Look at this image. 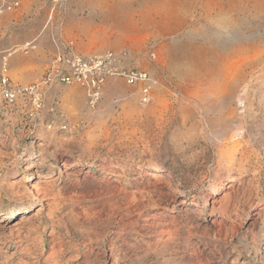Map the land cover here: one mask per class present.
Masks as SVG:
<instances>
[{
  "label": "rangeland",
  "instance_id": "obj_1",
  "mask_svg": "<svg viewBox=\"0 0 264 264\" xmlns=\"http://www.w3.org/2000/svg\"><path fill=\"white\" fill-rule=\"evenodd\" d=\"M14 2L0 14V264H264L260 0H0V10ZM53 37L148 72L150 102L142 84L109 78L94 108L76 84L45 87L40 107L28 94L6 104L3 75L40 83ZM210 87L226 92L219 107L198 97Z\"/></svg>",
  "mask_w": 264,
  "mask_h": 264
},
{
  "label": "built area",
  "instance_id": "obj_2",
  "mask_svg": "<svg viewBox=\"0 0 264 264\" xmlns=\"http://www.w3.org/2000/svg\"><path fill=\"white\" fill-rule=\"evenodd\" d=\"M18 6L17 2L0 10L11 11ZM56 46V57L50 64L42 81L25 88H16L8 82L6 74L2 77V94L8 105H12L20 95H30L37 107L42 104V91L54 85H80L86 90L87 102L94 108L100 101L103 86L109 78H119L128 85L142 84L141 100L147 103L152 91V78L146 71L121 66V58L114 52L100 55L84 56L75 48L73 42L62 44L53 37ZM5 70V69H4ZM6 70L4 71V73Z\"/></svg>",
  "mask_w": 264,
  "mask_h": 264
},
{
  "label": "bare ground",
  "instance_id": "obj_3",
  "mask_svg": "<svg viewBox=\"0 0 264 264\" xmlns=\"http://www.w3.org/2000/svg\"><path fill=\"white\" fill-rule=\"evenodd\" d=\"M258 9H264V0H260V2H259V8ZM246 50V49H245ZM238 51H235L234 53H237ZM243 53H241L240 54V56L242 55ZM242 62H243V60H241V61H238L237 63H234V65L232 66V68H231V71H230V73L229 72H227V73H229L228 75L226 74V80L227 81H230V79H231V77H233V75H234V72L239 68V66L242 64ZM229 69V68H228ZM221 76H222V74H221ZM225 81V80H224ZM226 81V82H227ZM256 81H258L257 83H260V84H264V72H262L259 76H257V78H256ZM203 82V81H202ZM231 82V81H230ZM193 83H195V82H193ZM200 84H201V82H200ZM220 87V86H219ZM199 88V87H198ZM221 89V88H220ZM218 90H215V88H213V87H210V88H206L205 90H199L198 91V97L199 98H201V99H208V100H210V102H211V107L212 108H216V107H219V105L226 99V92H224V91H220V92H217ZM189 92H191V91H189ZM195 92H196V90H195ZM244 92V94H245V92H246V89L243 91ZM190 94V93H189ZM191 95H193V94H191ZM194 95H196V94H194ZM190 96V95H189ZM246 97V96H245ZM243 99H244V97H243V95H238V96H236L235 98H234V100L236 101V105H238V104H244L243 103ZM245 100V99H244ZM150 102V98H149V101L147 102V103H143V104H148ZM207 102V101H206ZM250 102V101H249ZM252 103V102H251ZM208 104V103H207ZM257 104H259V105H262V106H264V95L263 96H261L259 99H258V102H257ZM202 105H206L205 103L203 104L202 103ZM208 107V106H207ZM229 108V107H228ZM224 111V110H223ZM226 112V111H225ZM219 117V116H218ZM183 118V117H182ZM220 121L222 122V120L220 119ZM228 121V120H227ZM184 122H185V120H184ZM228 125V124H227ZM218 127V126H217ZM243 130V129H242ZM226 132V131H225ZM222 134V133H221ZM244 135V134H243ZM234 137V136H233ZM226 138V137H225ZM223 139V138H222ZM239 139V138H238ZM224 141V140H223ZM231 142V141H230ZM233 143V142H232ZM237 143V142H236ZM234 144V143H233ZM227 145V144H226ZM225 145V146H226ZM223 146V145H222ZM236 146H237V144H236ZM236 148V147H235ZM224 149H226V148H224ZM238 150V149H237ZM237 152V151H236ZM235 153V152H234ZM228 154H229V152H228ZM236 154V153H235ZM241 155V154H240ZM232 157H233V153H232ZM237 158V157H236ZM233 164V163H232ZM241 166V165H240ZM16 213V212H15ZM18 213H20V211L18 212ZM14 214V213H13ZM3 222V220H0V223H2ZM22 227L20 226V227H15L14 229H12V231L10 232V237L11 238H17V239H21V234H22ZM57 239V238H56ZM17 241V240H16ZM19 242V245H18V247H20L22 250H24V248H23V246H24V241H22V240H20V241H18ZM57 244V243H56ZM66 244V243H65ZM53 247V246H52ZM27 252V251H26ZM56 254V253H55Z\"/></svg>",
  "mask_w": 264,
  "mask_h": 264
}]
</instances>
